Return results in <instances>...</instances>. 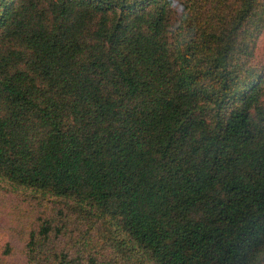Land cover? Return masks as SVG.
I'll return each mask as SVG.
<instances>
[{"label":"trees","instance_id":"trees-1","mask_svg":"<svg viewBox=\"0 0 264 264\" xmlns=\"http://www.w3.org/2000/svg\"><path fill=\"white\" fill-rule=\"evenodd\" d=\"M263 33L264 0H0L24 264H264Z\"/></svg>","mask_w":264,"mask_h":264},{"label":"rangeland","instance_id":"rangeland-1","mask_svg":"<svg viewBox=\"0 0 264 264\" xmlns=\"http://www.w3.org/2000/svg\"><path fill=\"white\" fill-rule=\"evenodd\" d=\"M256 55L257 61L264 63V33L258 43ZM42 202L32 195L21 194L0 184V262L25 263L24 249L28 234L35 227L40 211L44 210V207L39 206Z\"/></svg>","mask_w":264,"mask_h":264}]
</instances>
